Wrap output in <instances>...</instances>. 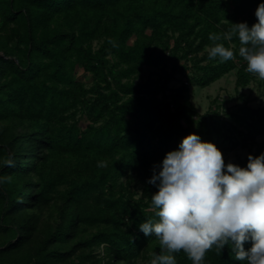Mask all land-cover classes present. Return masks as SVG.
I'll use <instances>...</instances> for the list:
<instances>
[{
    "label": "trees",
    "instance_id": "trees-1",
    "mask_svg": "<svg viewBox=\"0 0 264 264\" xmlns=\"http://www.w3.org/2000/svg\"><path fill=\"white\" fill-rule=\"evenodd\" d=\"M260 3L264 0H0V123L22 124L20 129L0 124V176L12 177L0 183V234L6 237L0 264H67L74 258L95 263L101 261L94 251L100 244L108 264L134 262L143 246L157 241L139 231L154 218L151 196L158 187L148 183L153 170L158 173L165 155L179 150L189 134L211 142L209 128L220 122L219 113L200 114L188 102L191 85L207 86L237 63V86L252 77L238 56V37L213 42L209 34L223 33L232 23L251 27ZM214 43L233 47L237 58L209 60L206 46ZM79 66L92 75L91 85L75 77ZM143 66L161 71L158 79L141 74L136 81ZM179 74L185 79L171 87ZM78 111L91 121L85 129L75 118ZM254 112L248 136L253 141L263 136L249 154L256 157L264 153V107ZM65 154L71 162L67 175L58 163ZM9 156L12 167L3 163ZM99 161L107 166L98 167ZM247 163L248 157L240 167ZM130 170L144 182L139 198L128 195L129 184L120 181ZM59 184H66L59 193V220L30 247L39 224L36 209L51 203ZM91 227L99 229L85 237ZM250 247V241L244 244ZM177 264L191 261L181 251ZM203 264L246 262L225 246L220 255L207 251Z\"/></svg>",
    "mask_w": 264,
    "mask_h": 264
},
{
    "label": "clouds",
    "instance_id": "clouds-1",
    "mask_svg": "<svg viewBox=\"0 0 264 264\" xmlns=\"http://www.w3.org/2000/svg\"><path fill=\"white\" fill-rule=\"evenodd\" d=\"M255 16L251 27L232 23L223 33H210L209 40L238 37V56L246 62V72L264 80V3ZM109 43L116 46L112 40ZM237 51L214 43L207 50L208 59L235 60ZM3 163L14 166L11 156ZM97 166L107 164L99 161ZM159 168L148 181L158 187L151 196L154 218L139 225L145 237L154 236L159 242L160 253H152L149 264H177L175 254L181 251L191 264H203L207 251L214 248L220 255L225 246L238 261L264 264V153L249 155L246 168L226 164L214 143L189 134L179 150L165 155ZM11 179L0 176V183ZM249 241L251 247L245 250Z\"/></svg>",
    "mask_w": 264,
    "mask_h": 264
},
{
    "label": "rangeland",
    "instance_id": "rangeland-1",
    "mask_svg": "<svg viewBox=\"0 0 264 264\" xmlns=\"http://www.w3.org/2000/svg\"><path fill=\"white\" fill-rule=\"evenodd\" d=\"M228 7H232L228 4ZM134 37L132 36L129 40V43H132ZM94 46L97 45V40L94 41ZM172 44V40L169 45ZM206 50L209 49L210 46H206ZM201 54V52H200ZM183 61V60H181ZM237 66L229 70L223 76L213 81L211 84L207 86H192L190 87L188 102L192 103L200 114L203 113H211L216 114L219 113V121H216L213 126H216L218 131L209 128V132L212 136L211 143H214L219 150H221L225 163H234L240 166L241 162L246 159L250 153L254 152L256 149V143L261 142L263 140L262 135H257L256 139L253 141L248 136L251 130L249 126V122L256 120L255 110L261 109L264 107V80H260L257 77H251L248 84L244 86L236 85V77H237ZM159 73L156 70H152L148 67L143 66L139 74L134 77L136 81L140 78L139 75H144L145 78L150 77L153 80H157L159 77ZM75 77L84 83L86 86L91 85L92 83V75L83 69V67L79 66L76 69ZM184 76L179 74L176 79H174L170 86L177 87L184 80ZM162 98V94L159 95ZM236 112V113H233ZM233 114H237L240 116L235 118ZM245 115V118H242ZM78 124L82 129H85L89 124L90 120L82 114L81 111H78L75 115ZM214 123V120H210ZM12 122L15 124L16 129H20L22 124L18 121H8L5 123H0L1 125H6ZM11 123V124H12ZM211 124V123H210ZM233 126H237L233 128ZM238 142L237 145L234 143ZM59 167L62 169V172L67 175L69 173V160L67 159V155L62 158L59 162ZM136 172L130 170L127 175H124L120 178V181L123 183L129 184L127 194L133 198H139L143 195L144 182L140 180L139 175L135 174ZM38 179L37 174L35 172H31V180L36 181ZM66 188V184H59L56 188V191L53 193V200L43 209H36V213L39 216V224L38 230L35 234H33V241H30V247L33 244H38L39 240L43 239L48 232L49 228H53L56 225V222L59 220L58 217V208L57 204L60 203L59 193ZM126 193V187L123 188ZM35 211V210H34ZM99 227H91L84 234L85 237L91 235L97 231ZM79 237V236H78ZM77 238H74L67 245H71L75 242ZM6 242L5 235L0 234V247L2 244ZM68 246L64 245L62 248L67 249ZM53 247V246H52ZM142 254L134 261V262H125L123 260H118L115 264H149L152 253H160L159 242L155 241L151 245L143 246ZM33 249V248H32ZM30 248V252L33 251ZM26 248L24 250L25 254ZM95 255L97 258L101 259L100 262H80L79 258H74L72 261H69L67 264H108L107 257H104V244H100L95 246ZM23 252V251H22ZM83 253L89 252V248H86L82 251ZM181 255L180 253L175 254V259L178 260V257ZM93 259V258H92Z\"/></svg>",
    "mask_w": 264,
    "mask_h": 264
}]
</instances>
